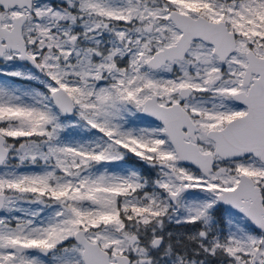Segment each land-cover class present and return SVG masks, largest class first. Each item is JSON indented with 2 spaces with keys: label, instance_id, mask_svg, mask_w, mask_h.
Wrapping results in <instances>:
<instances>
[{
  "label": "snow or ice",
  "instance_id": "obj_1",
  "mask_svg": "<svg viewBox=\"0 0 264 264\" xmlns=\"http://www.w3.org/2000/svg\"><path fill=\"white\" fill-rule=\"evenodd\" d=\"M0 264H264V0H0Z\"/></svg>",
  "mask_w": 264,
  "mask_h": 264
}]
</instances>
